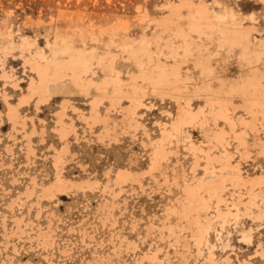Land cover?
<instances>
[{
	"label": "rangeland",
	"instance_id": "1",
	"mask_svg": "<svg viewBox=\"0 0 264 264\" xmlns=\"http://www.w3.org/2000/svg\"><path fill=\"white\" fill-rule=\"evenodd\" d=\"M263 89L264 0H0V264H264Z\"/></svg>",
	"mask_w": 264,
	"mask_h": 264
},
{
	"label": "bare ground",
	"instance_id": "2",
	"mask_svg": "<svg viewBox=\"0 0 264 264\" xmlns=\"http://www.w3.org/2000/svg\"><path fill=\"white\" fill-rule=\"evenodd\" d=\"M204 10V9H203ZM200 15V14H199ZM194 16V15H193ZM192 16V17H193ZM203 18H206L207 20L209 19V20H211L212 19V17H211V15L210 14H208V12L207 11H204L203 12ZM215 18H217V17H215ZM222 18H224V17H222ZM213 19H214V17H213ZM215 20V19H214ZM199 21H201L200 20V18H199ZM204 21V20H203ZM193 23H194V20L192 21ZM216 22V21H215ZM195 23H196V20H195ZM202 23V22H201ZM206 23H207V21H206ZM206 23H203V24H205V25H207ZM192 24V23H191ZM208 25H209V23H208ZM199 32V31H198ZM197 32V33H198ZM187 45V44H186ZM188 46V45H187ZM248 47V46H247ZM250 47V46H249ZM248 47V48H249ZM250 49H251V47H250ZM246 51V50H245ZM152 53V52H151ZM85 56V55H84ZM82 57H83V55H82ZM87 57V56H86ZM85 58L83 57V60H84ZM108 59H111V58H108ZM259 59V58H258ZM85 61V60H84ZM112 62V60H108V62ZM87 62V61H86ZM81 64H83L82 63V61H81ZM84 65V64H83ZM108 65H109V63H108ZM110 65H112V64H110ZM82 67V66H81ZM161 69V68H160ZM59 70V69H58ZM76 70H78V69H76ZM76 70H74V78H75V80L77 81L78 79H79V74L77 73V71ZM212 70V69H211ZM80 71V70H79ZM40 72H41V76L43 77V78H48V77H50L52 74H53V76L52 77H54V74H57V69L54 67V68H51L50 66H43V68H41L40 69ZM60 72V71H59ZM58 72V73H59ZM160 75V74H159ZM57 76V75H56ZM163 76V75H162ZM206 77V76H205ZM51 78V77H50ZM118 78V77H117ZM161 78V77H160ZM176 79V78H175ZM80 81V80H79ZM112 81V80H111ZM251 81V80H250ZM44 82H46V81H44ZM210 84V83H209ZM243 84V83H242ZM171 85H173L172 83H171ZM254 85V84H253ZM256 85V84H255ZM210 86V85H209ZM242 87V86H241ZM246 87V86H245ZM261 87H263V86H261ZM204 88V87H203ZM233 89V88H232ZM236 89V88H235ZM245 90V89H244ZM255 90V89H254ZM264 90V89H263ZM247 91V90H246ZM249 92H250V90H249ZM254 92V91H253ZM257 95V94H256ZM260 97V96H259ZM250 98V97H249ZM254 99V98H253ZM257 99H259V98H257ZM256 99V100H257ZM141 100V99H140ZM189 100V99H188ZM187 100V101H188ZM221 100V99H220ZM255 100V99H254ZM190 101V100H189ZM187 103V102H186ZM217 103V102H216ZM221 105V104H220ZM254 105H259V106H262V114H263V117H264V104L263 103H261V102H252V103H249L248 104V108H249V110H250V112L251 113H253V114H255L254 116H255V120H256V117L258 116L257 115V111H254L253 110V106ZM189 107H190V105H189ZM211 107H212V105H211ZM255 107V106H254ZM257 107V106H256ZM183 108V107H182ZM217 108V107H216ZM205 109V108H204ZM224 109V105H223V108L221 107L220 109H218L217 110V112H215V113H213V114H215L216 116H222V117H224L225 118V114H226V112L223 110ZM185 111H184V114H183V119H184V121H185V123L186 124H188V125H190V124H193V122H194V120H195V117H194V114H193V112L188 108V109H184ZM216 110V109H215ZM256 112V113H255ZM259 112V111H258ZM212 113V112H211ZM260 113V112H259ZM210 114V113H209ZM228 115V114H227ZM216 116H214V117H216ZM229 118V117H228ZM183 119H182V122H183ZM230 120V119H229ZM254 120V121H255ZM179 121V120H178ZM178 124V123H177ZM182 124V123H181ZM232 129H234L235 127H236V125H234L235 123L234 122H232ZM248 124V123H247ZM178 126H179V124H178ZM182 126V125H181ZM181 126H180V128H181ZM205 126V125H204ZM253 126H254V123H253ZM253 126L252 125H250V127L253 129ZM177 127V125H175L174 126V128H176ZM178 129H179V127H178ZM220 133V132H219ZM235 134H236V132H235ZM212 135V134H211ZM166 137V136H165ZM225 137H226V132H222L220 135H217V136H215V139L217 140V142L219 141L222 145H223V147H224V152H225V154H227V155H230L229 154V152H228V150H227V148H226V145H224V139H225ZM170 139V138H169ZM226 141V140H225ZM259 141V140H258ZM260 141H262V140H260ZM218 142V143H219ZM240 142H241V144L244 142V140H241L240 139ZM264 142V141H263ZM160 143H161V141H160ZM260 144H262V143H260ZM160 145H162V144H160ZM163 146V145H162ZM262 146V145H261ZM264 146V145H263ZM165 147V146H164ZM164 147H162V148H159V149H161L162 151H163V153L161 152V154H166V153H164V150L166 149H163ZM157 151H160V150H157ZM158 152H156V154H157ZM160 153V152H159ZM155 154V158L156 159H158V157H156L157 155ZM160 154V155H161ZM159 155V154H158ZM159 155V156H160ZM164 156V155H163ZM156 159H154V161L156 160ZM160 159V158H159ZM153 160V159H152ZM209 164H211L210 163V160H209ZM207 169H209V166H208V168ZM223 180V178L222 177H219V178H217L215 181H214V183H213V185H211V187H217V189H219L220 187H221V183L223 182L222 181ZM224 183V182H223ZM206 186V185H205ZM222 187H223V184H222ZM224 188V187H223ZM223 188H221V189H223ZM197 190V189H196ZM188 191V190H187ZM189 192V191H188ZM195 192H198V191H195ZM219 192H222V191H219ZM189 194V193H188ZM191 194H192V191H191ZM194 194V193H193ZM190 195V194H189ZM255 195V194H254ZM256 196V195H255ZM201 197V196H200ZM203 198V197H202ZM220 198H221V196H219L218 197V202H220ZM204 202V201H203ZM203 202L202 201H200V200H198L197 201V203L195 204V207H198V206H201L202 204H203ZM192 204H193V202H192ZM205 204V203H204ZM184 207V206H183ZM192 207V206H191ZM188 210V209H187ZM186 210V211H187ZM190 211V210H189ZM219 212H220V214H225V213H223L220 209H219ZM190 213V212H189ZM229 214H233L232 212H228ZM227 213V214H228ZM236 214V213H235ZM235 216V215H234ZM204 229H205V227H204ZM202 234V233H201ZM201 236V235H200Z\"/></svg>",
	"mask_w": 264,
	"mask_h": 264
}]
</instances>
